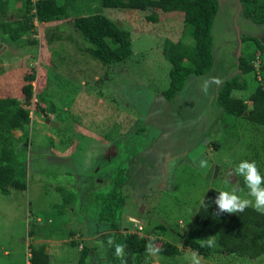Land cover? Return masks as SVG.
I'll return each mask as SVG.
<instances>
[{
    "label": "rangeland",
    "instance_id": "rangeland-1",
    "mask_svg": "<svg viewBox=\"0 0 264 264\" xmlns=\"http://www.w3.org/2000/svg\"><path fill=\"white\" fill-rule=\"evenodd\" d=\"M224 1H229L225 9ZM217 3L221 8L211 28V55L215 62L205 76L190 78L183 93L175 96L181 102L187 101L182 110L178 106H168L170 103L161 95L166 89L169 69L162 57V44L165 40L174 42L180 39L182 24L178 13L163 15L150 10L110 11L101 8V0H72L73 5L67 11L68 20L59 21L58 24L64 23L60 30L62 35H70L76 46L68 43L67 39L65 42L47 44L44 37L54 32L52 27L57 23H35V36L26 35L21 39L30 41L35 38L36 46L21 43V46L11 45L12 48L0 53V70L4 73L0 74V97L12 95L22 103L19 92L22 79L33 73L32 94L41 93L46 85L50 91L47 99L53 105V111H46L45 117L56 123V127L45 124L43 114L33 106L34 99L31 100L27 107L30 123L26 129L28 135H32V147L25 154V189L0 194V264H26L29 257L27 244L30 243H43L44 252L49 257L48 264H79L75 252L94 247L100 249V253H91L92 261L88 264H110L108 251L103 246L99 248L98 237L104 235L105 230L97 218L98 203L94 195L98 191H109L112 185L108 180L103 187L105 190L101 188V176L98 177L99 183H94L93 176L97 172L104 176L102 179L120 170L122 173L123 170L130 171V176L135 175L132 177L135 178L133 185L137 184L138 187L132 191L125 188L121 181V192L125 197L119 220L121 227H125L120 230V235L133 232V224L128 219L137 220L146 209L148 224L162 223L170 232L175 230L187 236V232L193 231V216L207 189L230 191L233 185L238 184V195L248 198L243 178L230 177L228 173L242 160H248L255 161L260 174L264 176V152L261 147L258 148L259 142L261 144L264 140V129L240 119L227 120L213 103H206V88L196 94L195 87L199 81L207 85L208 80L217 82L218 79L221 83L226 76L236 74L235 29L239 35L254 37L264 44V27L243 19L233 0H217ZM13 7L18 8L19 4L15 3ZM91 8H96V13L128 31L132 56L125 63L102 66L84 52L82 38L78 31L75 30L77 34L74 32L70 21L75 16L88 14ZM150 15L157 17L155 24L145 22ZM1 41L0 38V44L5 46ZM182 41L191 43L188 39ZM73 47L80 51L76 52L74 48L73 52ZM241 53L254 56L255 70L264 61L250 41L240 44L237 57ZM183 65L187 64L183 62ZM226 68L227 72L224 71ZM7 72L9 74L5 75ZM10 74L21 81H10L7 78ZM257 76L258 84H262L264 72L263 78L259 73ZM247 87L249 91L253 88L251 83ZM234 95L245 96V93L234 92ZM44 105L40 104V107ZM246 106L248 111L250 104L246 103ZM201 119L207 123L206 126L198 124ZM133 121L142 126V131L147 134L146 140L137 138L139 132H133L136 131ZM128 128L130 131H127ZM117 131H122L123 135L116 137ZM201 133L206 139L203 145L206 158L217 169L215 175L207 180L183 159L185 155L176 158L172 155L180 152L184 145L200 143ZM13 136H20V132H13ZM44 139L53 146L50 150L44 144ZM214 144L218 146L217 150L212 148ZM106 150L107 160H103ZM64 153L69 155L65 156ZM117 154L118 157L114 159ZM134 154L145 158L132 168L128 166L131 165L128 158L135 157ZM170 156L174 159L171 160ZM167 163L173 166L172 172ZM74 174L83 178H77ZM88 184L94 190L88 188ZM56 187H61L63 193L53 192ZM142 189L148 193L147 203L142 202L145 198H139L138 191ZM73 194L77 196L75 203H69L64 210L54 207V204H63L64 196ZM36 223L40 226L36 227ZM141 225L146 233L141 234L151 235L152 240L155 238V247L160 251L156 255L144 253L139 264H189L191 252L181 246H177L181 255L168 256L169 244L175 239L173 235L155 234L151 230L146 232L150 225L144 222ZM31 226L38 234L27 240ZM96 229L100 231L95 235ZM69 231L75 234L70 236ZM42 234L43 239L39 236ZM71 242L75 244L73 248L68 245ZM126 259V264H135L130 255ZM202 264L257 263L256 260L214 254L203 258Z\"/></svg>",
    "mask_w": 264,
    "mask_h": 264
},
{
    "label": "trees",
    "instance_id": "trees-1",
    "mask_svg": "<svg viewBox=\"0 0 264 264\" xmlns=\"http://www.w3.org/2000/svg\"><path fill=\"white\" fill-rule=\"evenodd\" d=\"M236 1L240 7V15L242 17L255 25L264 27V0ZM15 3L19 4L18 8H13ZM72 5V0H0V38L3 40L1 42L17 47L21 46V43L36 46L38 43L35 38L30 41L21 39L26 35L35 36L33 22L36 21V23L44 25L57 23V25L52 27L54 32L50 36L46 34V37H44L47 44L65 42L67 39L68 43L76 46L74 39L70 35H62L60 30L63 28L64 23L58 24L59 21L68 20V7ZM101 8L124 12L150 10L154 13L160 12L163 15L171 13L180 15L182 24L180 39L174 42L165 40L162 44V57L167 62L169 69L167 71L166 89L163 90L161 95L167 103L172 102L174 97L184 90L190 78L205 76L213 67L215 61L211 55V28L214 17L219 10L217 0H101ZM156 18L154 15H150L145 19V22L147 24H155L157 22ZM70 23L74 32L75 30L78 31L82 38L80 40L83 41L85 46L84 52L100 65L111 66L125 63L132 56L128 31L119 28L102 14L96 13V8H91L86 15L73 17ZM239 38L241 43L250 41L254 50L258 52L259 58H264V44L250 36L240 35ZM184 39L190 40L191 43L188 44L182 41ZM74 48H71V50L74 52L76 49L77 52L78 49ZM253 58V55L241 53V56L235 59L234 70L236 74L226 76L219 84L213 104L223 113L227 120L240 119L264 129V81L262 84L257 82L258 73L263 78L264 61L262 60L263 63L255 70ZM259 58L258 60H260ZM183 62L187 65H183ZM0 74L4 73L1 72ZM6 74H9V72ZM10 75L7 76L10 81L14 83L21 81L15 78V75ZM47 75H49L48 71ZM218 78H220V73ZM33 80V73L22 79L23 84L19 88V92L22 95L21 99H23L22 103L20 99L12 95L0 97V194L2 195H7L11 191H24L25 189L23 180L26 170L25 154L32 147V135H28L26 129V126L30 123L27 107L30 105L31 100L34 99L33 106L40 114H45L46 111L52 113L53 111V105L47 99L50 91H48L46 85L41 93L32 94L31 83ZM250 83L253 88L249 91L247 90V85ZM234 92H244L245 96H236ZM246 103L250 104L248 111ZM40 104L45 105L40 107ZM13 132H20V136L14 137ZM115 134L116 137L118 135L120 137L123 132L117 131ZM94 139L97 140L96 137ZM44 144L47 145L49 150L50 147H53L50 141L46 139H44ZM260 147L264 152V140L261 144L259 142L258 148ZM212 148L217 150L218 146L214 144ZM42 153H47V151H42ZM64 155L67 156L69 153H64ZM48 158H50L49 155ZM120 171L110 173L103 179L102 177L104 176L98 174V172L94 174L95 177L93 176L94 183L100 180L98 177L101 176V188L107 185L108 180H111L109 183L112 185L109 191L103 188L105 191H98L94 195L98 203V221L102 223V228L106 230L104 235L98 237L99 248L103 246L102 248L108 251L110 264H120V260L114 256V248L107 245L106 241L109 238H112L115 242L123 243L126 246L127 256L130 255L133 263L139 264L141 256L146 253L145 246L152 241L150 239L152 238L151 235L144 236L141 234L144 231L141 225L142 222L148 226L150 225V229H146V232L151 230L155 234L173 235L172 237L175 239L171 240L169 244L168 256L181 255L177 247L181 246L182 249H186L189 252L197 251L202 259H207L214 254H224L235 259L256 260L257 264H264V214L258 213L249 207L243 212L231 215L227 213L217 215V207L214 200L219 191L212 189H207L203 194L193 216V231L192 233L187 232V236H183L180 232H175V230L170 232L169 228L162 223L148 224L149 218L146 210L142 214L140 213L139 219H132V221H130L131 218L130 220L128 219V222L133 224L135 231L120 235V230L125 227H121L119 220L120 214L124 210L125 197L121 192L123 188L121 181L128 190L132 191L138 187L137 184L133 185L135 178L132 177L135 175H124L122 170ZM54 191L61 192L62 188L56 187L53 189ZM138 192L141 200L145 198L142 202L147 203L148 193L143 192V189ZM75 197L77 198L74 194L72 196H64L62 198L63 204L61 206L54 204V207L64 210L69 203H75ZM135 201L136 203L138 202L137 200ZM59 213L62 214L63 212L59 211ZM137 227L140 229L137 230ZM31 230L27 232L30 236L27 240L35 238L38 234L33 226H31ZM68 233L70 236L75 234L74 231H69ZM212 236H214L215 240L213 246L209 247L202 243L201 240ZM40 237L44 238V235L42 234ZM68 245L73 248L75 244L71 242ZM27 246L28 264L49 263V257L44 252L45 246L43 243L38 245L30 243ZM91 253H100V249L94 247L93 249L82 248L76 251L77 263H91V257H93Z\"/></svg>",
    "mask_w": 264,
    "mask_h": 264
},
{
    "label": "clouds",
    "instance_id": "clouds-1",
    "mask_svg": "<svg viewBox=\"0 0 264 264\" xmlns=\"http://www.w3.org/2000/svg\"><path fill=\"white\" fill-rule=\"evenodd\" d=\"M201 153L205 157L206 162H208L203 149ZM186 154L185 158L187 159ZM187 161L191 164L188 159ZM228 175L230 177L238 176L243 178L244 184L248 189V198H242L240 195H238V192L240 191L238 184L233 185L230 191H219L217 197L214 200V203L217 207L216 214L219 215L221 213H227L231 215L238 212H243L249 207L253 208L258 213L264 214V176L260 174L255 161L250 162L248 160H242L233 170L228 173ZM154 241L155 238H153V240L145 246L146 254L156 255L160 251V249L155 247ZM201 241L204 245L209 247L213 246L215 243L214 236L208 237ZM106 243L109 247L114 248V256L120 260V264H126V246L123 243L115 242L112 238H109ZM27 260L26 263L28 264ZM189 264H202V258L197 251L193 250L191 252Z\"/></svg>",
    "mask_w": 264,
    "mask_h": 264
},
{
    "label": "crops",
    "instance_id": "crops-1",
    "mask_svg": "<svg viewBox=\"0 0 264 264\" xmlns=\"http://www.w3.org/2000/svg\"><path fill=\"white\" fill-rule=\"evenodd\" d=\"M13 8H16V7H13ZM260 26V25H259ZM240 33L238 32V35H239ZM240 36V35H239ZM4 43V42H3ZM15 46V45H14ZM15 47H17V46H15ZM14 47V48H15ZM6 48H12L11 47V45H9V44H6L5 46H0V53H4L5 51H6ZM0 68H2L1 67V61H0ZM225 72H227V68L224 70ZM223 71V72H224ZM198 79V78H197ZM200 79V78H199ZM209 79V78H208ZM208 79H206V80H208ZM199 81V80H198ZM209 81V82H208ZM207 82H208V86L206 85V82H202V81H199V85H197V87H195V88H197V91H196V94L197 93H199L200 94V92L201 91H203V88H206V91H205V93H207V95H206V103H208V104H210V103H213V101H214V95H215V93H216V91L214 90L215 89V87H218L219 86V84H220V81L217 79V82H215V81H213V80H208ZM221 82H222V80H221ZM195 88H193V89H195ZM215 91V92H214ZM183 93V91L181 92V93H179L177 96H179L180 94H182ZM176 96V97H177ZM176 97L174 98V100H172V102H170V104L168 105V106H174V108H176L175 106H178V107H180L181 108V110H182V108H183V106H184V103H186L187 101H184V102H181L180 100H178V99H176ZM207 97H208V100H207ZM183 99H186L185 97H182ZM176 99V100H175ZM182 99V100H183ZM191 99H192V97H191ZM210 102V103H209ZM206 116L208 117V115L206 114ZM138 121V120H137ZM202 121H203V123H202ZM199 122L200 123H198V124H200V125H203V126H206L207 125V123H205V121L203 120V119H201V120H199ZM133 124H135V129H136V131H138L139 132V134H138V136H137V138L138 139H142V140H146V137H147V134H145V132L144 131H142V126L139 124V123H135V121H133ZM197 124V123H196ZM130 131V130H129ZM136 131H133V132H136ZM137 135V134H136ZM140 136H141V138H140ZM205 137V135L204 134H200V139L202 140L203 138ZM109 144V143H108ZM198 144V143H197ZM110 145H112L111 143H110ZM196 145H193V146H190V145H184V146H182V150L180 151V152H178V153H174V154H172V155H174L175 157L174 158H176V157H180L182 154L183 155H185L186 153H188L189 151H191V149H193L194 147H195ZM131 149V148H130ZM152 153H156V152H153L152 151ZM104 154V157L108 154V152H107V150H106V152L105 153H103ZM135 155V157H133V156H130L129 158H128V161L131 163V165H128V166H130V167H134V166H137V165H139L140 163H141V161H142V159H144L145 157L144 156H137L136 154H134ZM107 157V156H106ZM104 158L103 160H107V158ZM118 157V154L116 155V156H114V159L115 158H117ZM171 157V156H170ZM173 157H171V160H173L174 159ZM113 159V158H112ZM170 158H166V160H169ZM183 159H186V158H184L183 157ZM187 160V159H186ZM170 162V161H169ZM168 162V163H169ZM188 162V161H187ZM168 163H167V165H168ZM169 166V165H168ZM172 169H173V166H169V171L171 170V172H172ZM123 173H124V175H130V171H127V172H125V170H123ZM75 175V174H74ZM77 178H83V176H79V175H75ZM97 182H98V180H97ZM99 183V182H98ZM88 186V188H91V190H94L93 189V187H91L89 184L87 185ZM146 210V209H145ZM38 220V219H37ZM178 223H179V221H178ZM40 224V223H39ZM100 224H101V222H100ZM181 225V224H180ZM36 226H40V225H38V223H36ZM94 226V225H93ZM101 226V225H100ZM103 227H105V225H103ZM105 230V229H104ZM103 230V231H104ZM100 230L99 229H96V231H95V235L99 232ZM106 231V230H105ZM97 232V233H96ZM40 236V235H39ZM51 238V237H50ZM41 239H43V238H41ZM45 240V239H44ZM46 241V240H45ZM28 245V244H27Z\"/></svg>",
    "mask_w": 264,
    "mask_h": 264
},
{
    "label": "water",
    "instance_id": "water-1",
    "mask_svg": "<svg viewBox=\"0 0 264 264\" xmlns=\"http://www.w3.org/2000/svg\"><path fill=\"white\" fill-rule=\"evenodd\" d=\"M240 7L238 6V11H239ZM234 34H235V59L237 58L239 49H240V38L238 35V31L237 29L234 30ZM215 96V95H214ZM43 117V121L45 124H48L50 127H56V123L49 121L46 117L45 114L42 115ZM61 126V125H60ZM206 139L201 140V142L191 151H189L186 154L187 159L191 162V164L193 165L194 169H196V171L199 173V175H201L205 180L209 179V177H213L216 173V167H212L211 165H209L208 162H206L205 157L203 156L202 149H203V145L205 144Z\"/></svg>",
    "mask_w": 264,
    "mask_h": 264
},
{
    "label": "flooded vegetation",
    "instance_id": "flooded-vegetation-1",
    "mask_svg": "<svg viewBox=\"0 0 264 264\" xmlns=\"http://www.w3.org/2000/svg\"><path fill=\"white\" fill-rule=\"evenodd\" d=\"M233 1L236 3V6H238L237 1H236V0H233ZM228 2H229V1H224V5H223V6H224V9H225L226 5L228 4ZM228 5H229V4H228ZM223 6H222V7H223ZM220 8H221V7H220ZM220 8H219V9H220ZM218 11H220V10H218ZM223 11H224V10H223ZM242 18H243V19H246V18H244V17H242ZM247 20H248V19H247ZM254 25H255V24H254ZM109 152H111V151H109Z\"/></svg>",
    "mask_w": 264,
    "mask_h": 264
},
{
    "label": "built area",
    "instance_id": "built-area-1",
    "mask_svg": "<svg viewBox=\"0 0 264 264\" xmlns=\"http://www.w3.org/2000/svg\"><path fill=\"white\" fill-rule=\"evenodd\" d=\"M35 23H36V21H35V22H33V24H34V25H35ZM138 229H140V228H139V227H137V230H138ZM26 264H27V263H26Z\"/></svg>",
    "mask_w": 264,
    "mask_h": 264
}]
</instances>
